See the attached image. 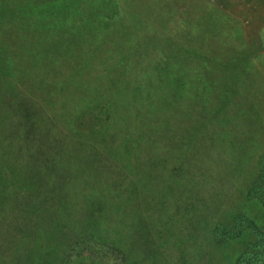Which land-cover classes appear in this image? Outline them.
Returning a JSON list of instances; mask_svg holds the SVG:
<instances>
[{"label": "rangeland", "instance_id": "1", "mask_svg": "<svg viewBox=\"0 0 264 264\" xmlns=\"http://www.w3.org/2000/svg\"><path fill=\"white\" fill-rule=\"evenodd\" d=\"M14 1L18 20L26 26L16 27L10 19V26L2 27L4 38H0L10 48L13 62H18L15 66L37 84L34 88L31 85L33 95L49 99L47 104H51L61 129L45 127L50 130L46 139L64 136L67 143L61 150L55 146L54 151L58 150V155L64 152L63 161L73 172L68 181L65 176L53 180L59 174L44 177L49 174L37 172L32 186L23 188V174L0 170L1 241L6 240L8 231L13 232L11 223L36 229L37 223H64L69 217L68 223H77L82 233L72 241L64 258L73 260L75 253L82 251L102 264H122L119 247L124 238L119 235L132 233L140 236L127 244L140 247L147 243L154 253L161 250V256L166 257L164 264L192 260L194 264L201 240L212 249L211 240L218 235L223 243L240 244L264 230V79L257 81L258 73L264 72V53L253 52L250 59L240 49L246 40L241 20L229 19L219 0ZM47 30L59 41L45 44ZM10 34L11 44L6 38ZM31 38L33 47H56L60 60L40 57L29 62L28 56L18 61L15 42L29 45ZM42 49L48 47L40 48L39 54ZM44 62H56L59 74L52 85L40 89L39 85H46L40 82L38 70ZM211 71L215 79L209 84L215 98L207 100L199 94L200 83ZM177 73L195 83L190 91L198 103L186 100L185 93L184 101L170 102L168 109L163 97H156L162 86L156 89L147 83H159L169 76L173 81L168 89L171 94ZM227 73L231 78H225ZM251 82L257 85L248 86ZM65 86L70 92H65ZM252 87L257 89L256 96L248 98ZM82 96L103 99L106 114L119 111L120 116L128 109L130 119L125 128L137 131L125 140L120 135L113 138L110 130L116 132L121 124L113 122L103 135L90 136L86 139L89 143L78 148L72 146L76 143L65 137L70 125L67 115L60 116L65 110L61 105L70 108ZM1 100L0 110L5 104ZM9 101L15 102L12 98ZM186 104L202 109L192 112ZM155 107L164 108L151 112ZM208 108L215 115L210 123L206 121ZM183 110L187 111L182 116ZM98 111L97 107L87 115ZM199 112L207 118L199 120ZM16 129L21 132L22 127ZM140 129L148 130L138 136ZM197 129L205 131L191 137ZM83 130L88 134L89 125ZM39 138L30 140L32 149L42 140ZM2 144L5 141L0 139ZM4 160L0 154V161ZM53 182L55 188L50 192L48 185ZM21 204L35 209L19 212ZM112 224L123 232H105L104 227ZM96 226L103 236L93 230ZM62 235L54 240L51 237L52 245ZM207 248L199 264H205ZM87 258L83 263L91 264Z\"/></svg>", "mask_w": 264, "mask_h": 264}, {"label": "trees", "instance_id": "2", "mask_svg": "<svg viewBox=\"0 0 264 264\" xmlns=\"http://www.w3.org/2000/svg\"><path fill=\"white\" fill-rule=\"evenodd\" d=\"M14 4V0H0V37L4 38V35L2 34V27H5L6 25L10 26V19L14 20L16 27H18V25L26 26L25 23H22L18 20L19 12L16 8H14ZM26 21V23L29 22V24H33V22L30 20ZM44 33L48 34L44 37L45 44H51L53 41L58 40L57 37L50 36L52 35L51 30L44 31ZM29 37H31L30 34ZM6 38L10 44L14 42L12 40L11 34L7 35ZM242 42V47L244 48L241 47L240 49L246 52V57L252 59L253 55L248 51L245 40L243 39ZM28 44L29 45L26 44V41L22 43H19V41L15 42L17 47L16 54L20 57L19 58L17 56L18 61H20L22 58L26 60L28 56L31 57V59H28L29 62L35 59L39 60L40 57L45 58L41 60H49L50 58H56L58 61L60 60V55L59 52H56V47L42 46L40 48L48 47V49H42V52H40L41 54H39L38 51L40 48H37L39 44H36L33 47L32 38L28 41ZM65 46L60 49H64ZM9 50L10 48L8 45L3 43L0 38V73H2V75H0V107L2 105L1 99H3V103H5L3 104V108L0 110V139L5 141V145L2 144V147L0 145V154L5 157L4 161H0V170H8L11 172L13 171V173L23 174L20 178L23 188H29L32 186V177L37 175V172L41 174H49L44 175V177L59 174L56 176V178H53V180L55 179V181H57L60 177L65 176L66 180L68 181L69 174L73 172V169H70L65 165L63 161L64 152L61 155H58V150H61V147L63 148V144L67 143L66 141L62 140V137L64 136L57 134L53 139H46V136H48L50 130L45 127H53L57 128L58 130L61 129L59 126H57V117L52 115L53 110L50 107L51 104L49 103L50 106L47 104L49 99H41L33 95L34 92L31 90V85L34 88L37 84L30 80L31 77L29 78L26 72H22L15 66L18 62H13V58L11 57V52ZM61 53L64 54L65 50H61ZM34 64V68L38 67ZM39 64L38 70H40V82L42 84H46L39 85V87L40 89H45L46 86L50 84L52 85L51 81L55 82L54 79L59 74L55 68L57 63L54 62V64H48L47 62H44V64ZM156 69L158 71L157 73H162L161 68L157 67ZM211 75L212 71L209 78H206L205 81L200 83L202 92L199 94L201 96H205L206 99L208 97H211V99L215 98L214 94L212 93L213 90L210 88L209 84L210 79H215L213 76L211 77ZM176 76V87L175 90H173L174 92L171 94H168V89L170 86H172L173 81L169 76L160 80L159 83L153 81H149L147 83L149 86H154L156 89L162 86L161 92H157L156 97H163V103H167L165 108L168 109H171L170 102L178 103L179 100L184 101V95L186 96V94V100L191 99L193 102H195V93L190 91V88L193 87L195 83H193L192 80L180 77L178 73ZM229 77L231 78V75L227 73L225 78ZM257 78H259V80H257L258 82L264 79V72L258 73ZM36 82L39 83L38 81ZM228 83L230 82L227 81V84ZM247 85L255 86L257 83L251 82V84ZM61 88L62 86L60 87V90ZM259 88L261 89V93L263 95V88ZM64 90L65 92H70L66 86L64 87ZM256 92L257 89L254 87L250 88V92H248V98L256 96ZM75 95L77 96V94ZM11 98L14 99L15 102L9 101ZM18 99H20V102ZM102 100L103 99H93L91 97L89 99H85V97L82 96L78 98V102L75 105L71 104L70 108H68L65 104L61 105L62 109L65 110L61 111L60 116L64 117V115H67V121L70 125V128L67 130V136L65 135V137L68 139V141L70 140L76 143V145L71 144L72 146H76L78 148L79 145L89 143V141L86 139L90 136H94L95 138V136L99 137L100 134L103 135L105 130L111 129L110 127L112 126L113 122H115V124L121 123L119 126H117L118 130L116 132L118 134L113 129L110 130L113 132V138L117 137V135H120L122 136L123 140H125L126 136H130L133 131H137V129L129 130V128H125V126L128 124L126 122L130 119L128 118V109L123 110L120 116L119 111L106 114V106L103 107L104 103ZM195 103L197 104L198 102ZM179 104L181 105V103ZM22 105L24 106L23 109L20 107ZM186 106L189 109L191 108L192 112L196 111L197 109L200 110L201 108H199V106H195L194 104H186ZM97 107L99 108L98 114L95 113V115H87ZM162 108L164 107H155L153 109L154 111L151 112L157 113V111ZM186 111L187 110H183L181 115L183 116ZM208 111L210 114L208 116V120L206 121H209L210 123L212 121L211 116L213 115V118H215V115L210 111V108H208ZM122 114L124 115L121 116ZM174 115L176 114L172 113V116ZM199 116V120L207 118L203 112H199ZM90 118H93V120H90ZM85 124L89 125L90 127L88 134L83 130V126ZM19 125L22 127V130L20 132V128L16 129L18 132L17 133L14 131V128L18 127ZM207 127L205 129H207ZM205 129H197L194 132H191V137L193 136V138H195L194 135L200 136L202 131H205ZM147 130L143 131L140 129L138 136H140L141 133L143 134L144 132H147ZM36 135L40 137L38 140H42L34 149H32L30 140L38 137ZM16 140H18V142H14ZM55 146L58 148L56 152L54 151ZM11 150H13V153ZM68 151L71 153V150ZM69 186L70 184L67 186V188ZM48 187L50 192L53 191L55 188L54 182L50 183ZM98 207L100 208L101 206ZM24 208L30 209L31 207L21 204L19 212H21ZM33 208L30 209L31 212H33L35 209ZM21 218L26 219L22 216ZM70 221L71 220L68 217L64 223L63 221H56L54 223H37L36 229L35 227H22L21 223H11L13 232L11 234L9 231L6 233L8 235L6 236V240H3L4 242L0 240V264H84V259L89 256L90 257L87 259L91 261V264H102V261L100 259L97 261L95 256L92 257L90 254L82 255V251H80L79 254L75 253L76 257L73 260H71L72 258L67 259L66 257H63L65 252L69 250L68 248L72 246V241L74 243V241L77 239V235L82 233L78 224L68 223ZM86 225L87 224L84 226ZM104 229L105 232H113V234H120L123 232L122 228L119 230L113 224L108 228L105 226ZM93 230H95V232L97 231L99 236H103L101 235L102 232L99 233V227L96 226L93 228ZM6 231L7 229H5L4 233ZM149 232L151 231L149 230ZM60 233L63 235L58 238L59 243L55 242V245H52V241ZM31 234H34V237H32ZM126 234L127 233L124 235H119V237L124 238V241L119 247V252L123 255L122 264H164V259H166V257L163 258L161 256V250H158L157 253H154V250L150 249V245L147 243H143L144 245L140 247H134L132 244H127L128 241L131 242V239L136 240V237L140 236V234ZM203 236L205 237L204 234ZM254 236L255 237L253 238L255 239L253 240L251 239L247 240L246 242H239L240 244H228L227 238L224 240L227 243H223V237L221 238V236L218 235L217 239L213 240L212 238L211 240L212 243H214L212 249H208L204 244V241L201 240V252H198L199 255L196 257L195 262L196 264H199L198 260L207 248V252L209 251L210 256H208L207 252H205L203 258L205 264H264V230L259 229L258 233ZM51 237H53V240ZM6 242H9L8 246L4 244ZM5 252H8L6 256ZM192 263L193 260L191 263L185 264Z\"/></svg>", "mask_w": 264, "mask_h": 264}, {"label": "crops", "instance_id": "3", "mask_svg": "<svg viewBox=\"0 0 264 264\" xmlns=\"http://www.w3.org/2000/svg\"><path fill=\"white\" fill-rule=\"evenodd\" d=\"M219 3L229 19L241 20L248 51L264 53V0H219Z\"/></svg>", "mask_w": 264, "mask_h": 264}]
</instances>
